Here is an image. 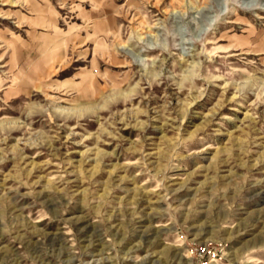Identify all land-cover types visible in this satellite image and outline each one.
<instances>
[{
    "label": "rangeland",
    "instance_id": "rangeland-1",
    "mask_svg": "<svg viewBox=\"0 0 264 264\" xmlns=\"http://www.w3.org/2000/svg\"><path fill=\"white\" fill-rule=\"evenodd\" d=\"M0 264H264V0H0Z\"/></svg>",
    "mask_w": 264,
    "mask_h": 264
}]
</instances>
